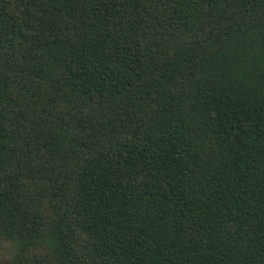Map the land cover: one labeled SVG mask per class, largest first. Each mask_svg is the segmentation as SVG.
I'll list each match as a JSON object with an SVG mask.
<instances>
[{"label":"trees","instance_id":"1","mask_svg":"<svg viewBox=\"0 0 264 264\" xmlns=\"http://www.w3.org/2000/svg\"><path fill=\"white\" fill-rule=\"evenodd\" d=\"M6 264H264V0H0Z\"/></svg>","mask_w":264,"mask_h":264},{"label":"rangeland","instance_id":"2","mask_svg":"<svg viewBox=\"0 0 264 264\" xmlns=\"http://www.w3.org/2000/svg\"><path fill=\"white\" fill-rule=\"evenodd\" d=\"M6 249H8L7 243L0 244V264H6V255L8 254Z\"/></svg>","mask_w":264,"mask_h":264}]
</instances>
